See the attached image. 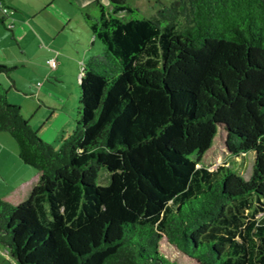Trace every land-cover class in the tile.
Instances as JSON below:
<instances>
[{
	"label": "trees",
	"instance_id": "16d2710c",
	"mask_svg": "<svg viewBox=\"0 0 264 264\" xmlns=\"http://www.w3.org/2000/svg\"><path fill=\"white\" fill-rule=\"evenodd\" d=\"M110 3L59 150L0 85V133L38 172L24 203L0 197V244L17 264H178L164 242L198 264H264V0H174L151 17ZM222 129L230 159L198 167ZM250 153L246 180L230 162Z\"/></svg>",
	"mask_w": 264,
	"mask_h": 264
},
{
	"label": "crops",
	"instance_id": "0c3cea01",
	"mask_svg": "<svg viewBox=\"0 0 264 264\" xmlns=\"http://www.w3.org/2000/svg\"><path fill=\"white\" fill-rule=\"evenodd\" d=\"M2 1L5 6L14 11V14L4 18L0 11V36H8L6 26L12 23L13 28L10 31L13 38L17 40L18 49L14 50L10 43V47L7 46L8 52L0 58V63L10 69V72L5 74L7 77L0 74V84L7 89L16 90L12 93V98L18 101L23 98L18 104L21 108L28 104L25 101H30L33 104L32 110L29 108L30 105L26 106L30 116L29 124L39 111L43 118L37 124V128L31 127L35 128L37 134L43 133L41 137L49 144L59 143L63 136L69 135L75 129L72 116L75 123L77 121L73 115L74 107L69 103L71 97L68 95L71 93L63 91L56 94L55 90H50L56 87L46 86V83L40 84L38 78H59L66 70H69L73 72L75 78L78 76L80 82L86 62L103 51V44L101 46L99 43L101 41L94 35L90 22L99 18V5L110 7V0ZM125 1L138 12L144 9L152 12L159 8V3L174 0ZM54 57L60 61L55 69L48 64V61ZM74 100L76 104V92ZM21 113L24 116V112L21 111ZM10 140L4 133H0L1 147L3 141L12 145ZM16 164L25 174L30 176L34 174L27 169L30 166L22 164L21 161H17ZM33 179L37 182V171Z\"/></svg>",
	"mask_w": 264,
	"mask_h": 264
},
{
	"label": "rangeland",
	"instance_id": "374dc122",
	"mask_svg": "<svg viewBox=\"0 0 264 264\" xmlns=\"http://www.w3.org/2000/svg\"><path fill=\"white\" fill-rule=\"evenodd\" d=\"M170 3H172V1L168 3H162V4L169 5ZM156 11L151 12L149 11V9H144L142 12H139L138 15L136 16L151 17L156 13ZM7 32H8L7 37L9 38L0 36V58L4 57L5 53L8 52L7 46L9 45L10 47V43L14 50L17 51L18 49L17 40L13 38L12 32L10 30H7ZM99 43L102 46V43L101 42ZM102 50H103V46H102ZM55 52H58V51H55ZM54 58L56 59V67H57L60 61L57 59V57H54ZM0 65H3V64L0 63ZM2 75H4V77H7L5 74H2ZM38 81L40 82V84L46 83V86L50 85V86L56 87V89H50V90H55L56 94L62 93L63 91L70 92L71 94L68 96L71 97L70 99L71 101L69 103H71L72 107H74L73 115L76 118L78 117L79 98L81 95L80 82L78 81V76L75 78L73 75V72L66 70V72L63 75H61L59 78L52 77V78L46 79L43 77H39ZM2 86L7 90V100L9 104L11 106L20 107V110L24 112L25 117L22 115L23 118L29 121L30 116L28 115L26 111V106L30 105L29 108L32 110L31 105L33 104L30 101H25L28 104H26L25 107L21 108V106L18 104L21 100H23V98H21L20 101L14 100L12 98V95H13L12 93L15 92L16 90L7 89L4 85ZM75 92L77 93L76 104L74 100ZM69 103L67 105L68 108L70 105ZM41 118H42V113L39 111V113H37V115L33 119L31 123L32 125L30 124V126H34L35 128H37V124L41 122ZM73 118L74 117L72 116L74 128H76V123ZM4 135H6L7 137L11 139L10 141L12 142V145L9 144V142L3 141L1 143L2 147L0 146V197L3 198V200L11 206H19L20 204L26 201L30 192L32 191V189L37 183L33 179L34 174H36V170L31 167H27L28 170L32 171V174L34 173L32 176H30L29 174H25L24 172L20 170V168L16 164L17 161H21L19 158L18 146L15 140L13 139V137L9 133L5 132ZM41 135H43V133H39L38 137L43 139ZM225 141H226L225 132L223 131V129L219 130L217 136L214 139L212 147L205 154L202 161L198 164V167H205L209 170H214L218 166L226 164L228 160L230 159L231 155L226 148ZM51 145L54 147L55 150H59L61 147V142L59 141V143H53ZM235 161H237V163H235ZM253 162H254V155L250 153L249 156L246 158L245 162L243 161V159H235V160H231L230 163L232 164V169L236 173L241 174L246 180H248L251 175V168H252ZM21 163L23 164L22 161ZM161 251L166 256H168L170 259L176 261L178 264H198L194 260L184 256L183 254H181L174 248L167 246L165 242L162 243ZM0 264H17V262L11 257L9 250L1 244H0Z\"/></svg>",
	"mask_w": 264,
	"mask_h": 264
},
{
	"label": "built area",
	"instance_id": "2783aa9c",
	"mask_svg": "<svg viewBox=\"0 0 264 264\" xmlns=\"http://www.w3.org/2000/svg\"><path fill=\"white\" fill-rule=\"evenodd\" d=\"M0 11H1L4 18H9L14 14V11L11 10L10 8H8L7 6H5L2 0H0ZM7 27L12 29L13 24L9 23V24H7ZM48 64L51 68L54 69L56 67V59L55 58L50 59L48 61Z\"/></svg>",
	"mask_w": 264,
	"mask_h": 264
}]
</instances>
